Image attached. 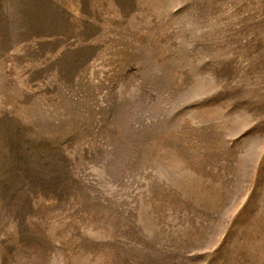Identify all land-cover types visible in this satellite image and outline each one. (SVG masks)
Returning a JSON list of instances; mask_svg holds the SVG:
<instances>
[{
    "label": "rangeland",
    "instance_id": "obj_1",
    "mask_svg": "<svg viewBox=\"0 0 264 264\" xmlns=\"http://www.w3.org/2000/svg\"><path fill=\"white\" fill-rule=\"evenodd\" d=\"M0 264H264V0H0Z\"/></svg>",
    "mask_w": 264,
    "mask_h": 264
}]
</instances>
